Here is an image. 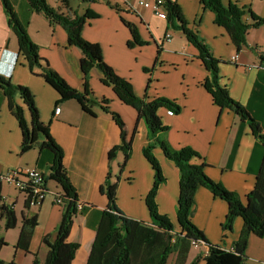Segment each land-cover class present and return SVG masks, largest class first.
<instances>
[{
  "label": "crops",
  "instance_id": "obj_1",
  "mask_svg": "<svg viewBox=\"0 0 264 264\" xmlns=\"http://www.w3.org/2000/svg\"><path fill=\"white\" fill-rule=\"evenodd\" d=\"M10 1L21 22L27 23L29 36L38 45L41 57L72 87L83 91L82 53L78 47L68 43L67 30L51 22L43 12L33 10L27 0ZM48 1L55 9L71 16L87 10L94 13V17L88 19L82 28L83 38L100 45L103 59L119 76L131 82L136 95L149 100L165 97L181 107L173 115L168 113L170 108L159 109L162 122L168 126L164 137L174 148L191 147L197 151L207 164L206 174L226 189L238 193L246 203L247 195L257 181L264 148L248 121H243L233 110L214 103L204 86L207 79H212L211 71L199 58L198 48L182 31L168 24L166 8L157 15L152 9L140 6L137 0H69L70 9L63 6L60 0ZM174 1L179 4L189 29L220 61L219 82L264 129V66L260 63L261 56H264V26L260 32H253L255 29L249 31L247 43L241 46L237 58L232 60V51L237 47L228 31L215 22V14L204 9L201 0ZM223 2L235 3L264 17V0ZM244 20L251 22L250 16ZM125 21L136 26L141 44L129 45L132 33ZM0 75L30 89L40 120L48 126L51 136L61 146L68 177L80 202L84 204L68 238L70 242L79 243L71 264H86L88 260L101 214L108 207V196L101 187L109 172L111 182L117 184L118 207L128 216L152 224L146 197L153 186L155 171L143 153L149 141L145 121L139 118L134 107L119 99L111 86L102 82L97 69L91 70L89 79V87L97 103L83 105L75 98L62 100L40 75V70L31 69L19 51L17 37L8 23L1 0ZM104 98L108 100V109L121 116L127 136L132 139V152L125 162L122 151H118L113 159L109 158V151L121 143V129L112 114L101 107L99 102ZM14 99L24 106L25 118L30 122V113L18 93ZM58 107L60 110L56 112ZM22 138L19 121L12 113L4 91L0 89V174L29 166L39 167L48 176L45 163L51 160V155L45 153L44 161H40L38 148L23 153ZM153 152L165 176L156 194L158 209L179 230L177 204L180 171L161 149L154 148ZM4 184L1 183V196L14 206L18 216L14 228L16 235L20 232L22 214L28 217L38 214L30 253L16 250V259H12L17 264H32L34 254H37L44 261L48 249L42 238L49 233L53 239L61 220L62 205L55 202L56 195L62 192L61 186L47 177L44 201L39 207L27 209L24 195L8 183L5 188ZM227 213L228 203L225 200L204 186L197 188L193 223L203 231L209 242L230 249L239 238L244 221L237 217L232 229L225 230L223 223ZM3 223L4 220H0V227ZM191 249L186 264L198 254L202 255L199 264H205L208 245L202 243ZM18 251L24 253V259H17ZM246 255L245 264H264V237L251 234ZM0 259L7 262L3 257Z\"/></svg>",
  "mask_w": 264,
  "mask_h": 264
},
{
  "label": "trees",
  "instance_id": "obj_2",
  "mask_svg": "<svg viewBox=\"0 0 264 264\" xmlns=\"http://www.w3.org/2000/svg\"><path fill=\"white\" fill-rule=\"evenodd\" d=\"M27 1L33 10L43 12L51 22L62 25L67 30L68 43L81 50L80 67L85 88L80 91L72 87L49 65L45 58L41 57L38 45L29 36L27 23L21 22L10 0H1L8 17V23L17 37L19 51L24 55L29 67L31 69L38 68L40 75L59 93L62 100L75 98L83 105L97 103L89 87L90 72L92 69H97L101 74L102 82L111 86L121 101L137 110L139 118L145 120L149 131V141L143 148V153L155 171L153 186L146 197L152 224H146L142 220L128 216L118 207L117 184L111 182L109 172L101 187V190L108 196V207L101 214L86 264H168L171 255L175 257L174 264H186L193 241H201L208 245L209 250L204 257L205 264H245L249 236L254 234L264 237V154L257 173L255 187L248 193L247 202L244 203L238 193L226 189L206 174L207 164L197 151L191 147L174 148L164 137L163 134L168 131V126L162 122L158 114L159 109L171 108L175 112H179L181 107L165 97L149 100L147 97L136 95L131 82L119 76L103 59L100 45L83 38L82 28L88 19L94 17V13L87 10L83 14L71 16L55 9L48 0ZM60 1L63 6L70 9L69 0ZM201 4L204 9H209L215 14V22L228 31L237 51L247 43L249 29L264 23V17L256 15L251 9H248L251 22H246L243 19L245 9L232 2L225 4L223 0H201ZM164 7L167 10L168 24L182 31L186 38L198 48L199 58L211 71L212 79H207L204 86L211 94L214 103L221 108L233 110L243 121H248L253 134L264 148V129L261 124L243 104L233 99L229 95L227 87L219 82L220 61L211 55L207 46L198 39L196 33L187 27V21L176 1L164 0ZM116 8L120 10L118 6ZM125 23L132 33L129 45L141 44L136 26L128 21ZM260 61L264 66V56H261ZM0 89L4 91L9 101V107L19 121L23 137L21 151L24 153L38 148L40 161H44L45 153L51 155V160L45 163L48 168V176L44 170L37 167L45 175L44 189L46 190L47 177L56 181L62 189L60 193L63 201L62 214L55 237L52 239V235L49 233L43 236L42 242L48 249L46 257L44 261H41L37 254H34L32 264H71L79 248V243L70 242L68 238L74 220L79 214L80 200L63 164V150L51 136L48 126L40 120L33 94L27 86L14 84L10 78L0 75ZM16 93L20 95L23 104L30 113V122H27L25 118L24 106L14 99ZM99 103L106 112L112 114L121 129V143L109 151V158L113 159L118 151H122L125 162L132 152V139L127 136L125 123L117 112L108 109L107 99L104 98ZM157 146L180 171V193L177 204L179 230L175 229L169 217L160 213L156 202L159 186L165 181L161 164L153 152ZM199 186L206 187L215 196L228 203V213L223 223L225 230L232 229L237 217L243 219L244 226L239 238L233 244V250L209 242L203 231L193 223L195 193ZM25 207L30 208L27 200ZM0 220H4L6 230L15 228L18 223L14 206L5 202L1 196V182ZM37 224V213L30 217L22 214V225L15 244L16 250L30 253V243ZM6 244L4 238H0V246ZM201 258L202 255L198 254L189 264H199ZM0 264H17V262L14 259L9 262L0 259Z\"/></svg>",
  "mask_w": 264,
  "mask_h": 264
},
{
  "label": "built area",
  "instance_id": "obj_3",
  "mask_svg": "<svg viewBox=\"0 0 264 264\" xmlns=\"http://www.w3.org/2000/svg\"><path fill=\"white\" fill-rule=\"evenodd\" d=\"M138 4L144 8H150L157 15L162 14L164 7V0H137ZM170 40V36L168 38ZM237 50H233L231 54V59L235 60L237 58ZM251 69V67H249ZM60 108L56 109V112H59ZM168 113L170 115L174 114L173 109H169ZM0 182L8 183L15 188H18L19 191L24 195L25 200L28 201L30 207H39L44 201L47 191L44 189L45 184V175L37 167H19L15 170H10L6 173L0 174ZM55 202L57 204H63L61 194H57L55 197ZM84 204L79 203L78 209L79 212L83 210ZM201 241H193V246H198L202 244ZM233 250V248H230Z\"/></svg>",
  "mask_w": 264,
  "mask_h": 264
},
{
  "label": "rangeland",
  "instance_id": "obj_4",
  "mask_svg": "<svg viewBox=\"0 0 264 264\" xmlns=\"http://www.w3.org/2000/svg\"><path fill=\"white\" fill-rule=\"evenodd\" d=\"M246 16H250L249 15V12H248V8H246L245 9V13H244V15H243V19H245V17ZM251 19V18H250ZM219 25V24H218ZM264 26V23L263 24H261L260 26H258V27H253V28H251V29H255V31H253V32H260L261 31V28ZM187 27L189 28V25H187ZM251 29H249V31L251 30ZM177 30V29H176ZM249 31H248V33H249ZM144 120V119H143ZM145 121V120H144ZM156 148H159V149H161L159 146H157ZM162 150V149H161ZM4 186H5V188H7L8 186H7V184L5 183L4 184ZM12 188H14V187H12ZM15 190H19L18 188H14ZM11 193H15V191H11ZM19 214H20V212H19ZM19 216H21V214L19 215ZM173 223V225L175 224L174 222H172ZM174 227H175V225H174ZM177 227V226H176ZM16 228V227H15ZM176 229V228H175ZM17 230V229H16ZM9 232L7 233V230L4 228V223H3V225L0 227V238H4V240L7 242V244L5 245V246H0V257H3L4 259H7V262H9V261H11V259L13 258V257H15V259H16V253H17V251H16V249H15V244H14V241L16 240V238H17V235H16V232H15V229L14 228H12V229H9L8 230ZM14 231V232H13ZM10 232H13V233H11L10 234ZM13 235V236H12ZM7 238V239H6ZM190 250H192V249H190ZM189 253H190V251H189ZM189 255V254H188ZM20 258H22V259H24L25 257H24V253H22V252H20V251H18V255H17V259H20ZM174 259H175V257H174V255H171L170 256V258H169V261H168V264H174Z\"/></svg>",
  "mask_w": 264,
  "mask_h": 264
}]
</instances>
